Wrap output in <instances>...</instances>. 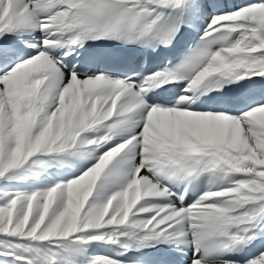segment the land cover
I'll return each instance as SVG.
<instances>
[{
    "label": "snow or ice",
    "instance_id": "1",
    "mask_svg": "<svg viewBox=\"0 0 264 264\" xmlns=\"http://www.w3.org/2000/svg\"><path fill=\"white\" fill-rule=\"evenodd\" d=\"M0 264H264V0H0Z\"/></svg>",
    "mask_w": 264,
    "mask_h": 264
}]
</instances>
